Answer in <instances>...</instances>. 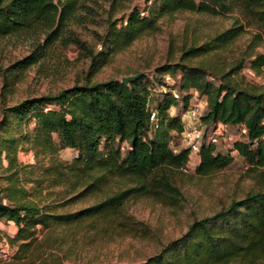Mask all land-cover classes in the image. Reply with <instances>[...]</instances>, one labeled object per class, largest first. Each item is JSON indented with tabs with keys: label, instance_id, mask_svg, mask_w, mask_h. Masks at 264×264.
Listing matches in <instances>:
<instances>
[{
	"label": "trees",
	"instance_id": "trees-1",
	"mask_svg": "<svg viewBox=\"0 0 264 264\" xmlns=\"http://www.w3.org/2000/svg\"><path fill=\"white\" fill-rule=\"evenodd\" d=\"M84 1L0 0V58L11 38L32 44L28 55L6 64L0 60V220L15 226L14 235L0 237L13 249L5 264H62L59 253L79 240L143 232L126 212L132 199L175 207L182 200L175 181L190 152L168 148L171 133L183 131L182 113L170 110L181 103L184 112L190 92L206 99L200 117L206 127L217 122L245 127L246 136L233 150L252 186L193 218L180 237L141 264H264V83L252 84L239 74L244 68L264 74V53L257 50L264 40V0H144L141 8L108 0L104 14L79 17L88 8ZM122 9L127 12L115 17ZM184 12L228 16L231 23L182 44L177 59L156 66L151 80L144 68L135 69L132 75H140L127 83L93 78L116 53L157 30L160 18ZM78 20L98 28L91 30L93 45L68 28ZM243 37L242 47L231 53L238 51L237 58L220 57ZM65 40L86 62L82 80L7 105L5 97L24 71ZM178 72L181 96L160 89L152 98V85L168 87L164 75ZM64 149L76 152L71 161L60 158ZM21 154L30 156L27 162L18 159ZM197 156L199 176L220 172L233 160L213 145L201 146Z\"/></svg>",
	"mask_w": 264,
	"mask_h": 264
},
{
	"label": "rangeland",
	"instance_id": "rangeland-1",
	"mask_svg": "<svg viewBox=\"0 0 264 264\" xmlns=\"http://www.w3.org/2000/svg\"><path fill=\"white\" fill-rule=\"evenodd\" d=\"M84 3L89 9H82L79 17L104 14L109 4L108 0H86ZM125 4L129 8L134 6L141 8L144 6V0H128ZM123 10L115 17L118 18L122 13L127 12ZM79 21L82 20L71 23L68 28L93 45L95 39L91 30H98V28L92 24L82 25ZM230 23L228 16L210 17L190 12L160 18L157 30L137 39L128 49L116 53L107 65L97 70L93 78L98 80L121 79L131 76L135 69L144 68L142 71L151 80L155 76L153 69L156 66L167 60L177 59L178 50L182 44L191 40L201 41L227 28ZM243 42L244 37L228 47L220 57L228 60L237 58L238 51L234 56H231V53L239 46L242 47ZM40 44L44 45L43 42ZM2 47H4L1 49L2 64H6L8 60L20 59L32 50V44L25 38H11ZM257 50L264 53V40ZM43 54L38 62L24 71L22 80L14 85L11 92L6 95L7 105L15 104L26 97L38 96L68 87L84 77L86 62L80 58V51L74 44L67 43L66 40L65 43L56 42ZM239 74L252 84L264 83L263 73L255 75L248 68H244ZM179 80V72L175 75H164L163 82L168 87L158 88L152 85V98L158 96L160 89L162 91L169 89L177 98L180 97L181 94L177 90ZM190 94L188 107L196 104L205 107L204 97L195 92H190ZM181 106L180 103L176 108H172L170 114H183ZM181 117L183 118V115ZM168 148L173 152L186 148L181 134L171 133ZM216 150L225 153L220 146H216ZM59 155L62 160L71 161L76 152L72 149H64ZM28 158L30 156L24 154L18 157L24 162H27ZM197 162L198 156L189 154L188 164L182 170V174L177 176L175 182L181 189L182 200L175 207L147 198H135L127 202L126 212L136 222L142 224L143 232L124 236L112 235L110 238L98 236V240L90 243L79 240L71 251L64 247V250L59 253L63 259L62 264H141L149 256L157 253L164 243L180 237L187 230L193 218L212 213L217 208L227 205L231 198L242 197L252 186L249 178L245 176L246 165L237 155L233 156L231 164L226 169L208 176L196 175ZM13 226L12 228H8L6 224L0 226V237L14 235L15 226ZM12 252L13 249L0 242V264H5L8 259L4 260L3 256L6 255L8 258Z\"/></svg>",
	"mask_w": 264,
	"mask_h": 264
},
{
	"label": "built area",
	"instance_id": "built-area-1",
	"mask_svg": "<svg viewBox=\"0 0 264 264\" xmlns=\"http://www.w3.org/2000/svg\"><path fill=\"white\" fill-rule=\"evenodd\" d=\"M174 96L177 97L175 94ZM200 105L188 107L182 114L183 118L181 117L183 122L181 136L190 154L197 155L203 145H213L222 147L225 152H229L232 156L237 155L233 147L236 142L246 136L245 127H232L220 122L214 123L211 127H206L200 120L205 107ZM4 245L7 246V244ZM8 258L6 255L3 256L4 260Z\"/></svg>",
	"mask_w": 264,
	"mask_h": 264
},
{
	"label": "water",
	"instance_id": "water-1",
	"mask_svg": "<svg viewBox=\"0 0 264 264\" xmlns=\"http://www.w3.org/2000/svg\"><path fill=\"white\" fill-rule=\"evenodd\" d=\"M139 75H140V74L138 73V74H135V75H132V76L122 77V78L120 79V81H121L122 83H127V82L132 81L133 79H136Z\"/></svg>",
	"mask_w": 264,
	"mask_h": 264
},
{
	"label": "crops",
	"instance_id": "crops-1",
	"mask_svg": "<svg viewBox=\"0 0 264 264\" xmlns=\"http://www.w3.org/2000/svg\"><path fill=\"white\" fill-rule=\"evenodd\" d=\"M3 224H6L8 228H12V225H14L13 222H11V221L0 220V226L1 227L3 226Z\"/></svg>",
	"mask_w": 264,
	"mask_h": 264
}]
</instances>
